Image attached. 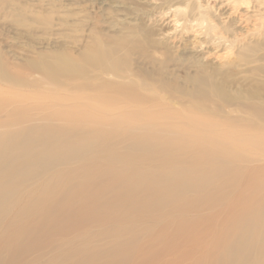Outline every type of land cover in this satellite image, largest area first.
<instances>
[{"label":"bare ground","instance_id":"bare-ground-1","mask_svg":"<svg viewBox=\"0 0 264 264\" xmlns=\"http://www.w3.org/2000/svg\"><path fill=\"white\" fill-rule=\"evenodd\" d=\"M1 1L74 50L0 47V264H264V0L85 38Z\"/></svg>","mask_w":264,"mask_h":264},{"label":"rangeland","instance_id":"rangeland-1","mask_svg":"<svg viewBox=\"0 0 264 264\" xmlns=\"http://www.w3.org/2000/svg\"><path fill=\"white\" fill-rule=\"evenodd\" d=\"M2 1L7 4L6 7L12 5L13 7L25 9L28 12L30 11L33 13L34 11L35 12L37 11L38 13L37 12L36 13L40 15L41 14H43L44 16L51 15L52 17L51 22L53 24H57L58 21L60 20L69 22L70 19L71 20L75 19L79 23L78 24L80 28L79 33L82 32L81 36L85 35L83 38H85L87 35L89 36L91 34H96V33H102L107 35L112 34L113 32L124 33L125 31L123 29L127 27H133V26H134L133 28L137 27L140 23L139 17L144 16L143 14H149L147 15V17L148 16L149 17L148 19L146 18V20H149L150 17H152V15L155 17H159L158 16L159 11L157 10L150 11V8L147 5V1H154V0H2ZM203 4L205 3H202V5ZM210 4L211 1L208 2L209 7L211 6ZM9 15H11V11H9L8 9L0 11V47L2 45L5 46V44L8 43L9 46H12L11 47L12 50H15L16 52H20V53L24 51L23 53H25V50L31 51L34 48L36 49L38 47L40 48L43 46H44L43 47L44 50L46 51L51 50L54 47L61 48L68 46V45H64L65 43H63L62 40L57 39V37L55 36L56 31L54 29L49 32H46L38 28L36 31L33 32V34H35L36 39L37 38L38 39L35 41L27 40V38L23 36L24 31L19 27L15 28L16 25L14 24V22H11L14 20L9 19L11 18ZM72 15L75 16L73 17ZM26 18L28 19V16H26ZM114 24L116 31L109 30L108 29L109 26ZM66 29L67 28L65 27L64 30ZM79 33L78 35H76L77 39L83 40L82 37H80ZM39 42H43V43L46 42V43L45 45L40 46L37 45V43L39 44ZM47 43L49 48H47L48 47L46 45ZM69 47L70 46L67 47L69 50H74L71 49V47L70 48Z\"/></svg>","mask_w":264,"mask_h":264}]
</instances>
